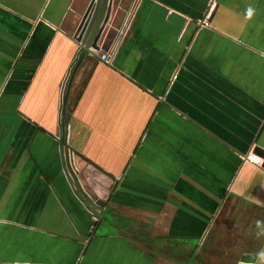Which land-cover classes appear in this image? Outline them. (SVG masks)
I'll return each mask as SVG.
<instances>
[{
  "label": "crops",
  "instance_id": "obj_1",
  "mask_svg": "<svg viewBox=\"0 0 264 264\" xmlns=\"http://www.w3.org/2000/svg\"><path fill=\"white\" fill-rule=\"evenodd\" d=\"M109 2L0 0V264H264V0Z\"/></svg>",
  "mask_w": 264,
  "mask_h": 264
},
{
  "label": "water",
  "instance_id": "obj_2",
  "mask_svg": "<svg viewBox=\"0 0 264 264\" xmlns=\"http://www.w3.org/2000/svg\"><path fill=\"white\" fill-rule=\"evenodd\" d=\"M109 1L110 0H90L86 13L82 16V21L79 27L77 28L74 37L75 41L78 43L79 47L83 50V52L89 53L91 48L96 47V43L99 38V33L102 24L105 20L107 8L110 3ZM87 20L89 21L87 22ZM85 24L87 27L85 26ZM84 31L85 34L83 37H81L80 35ZM254 152L260 156L259 158H261L264 163V149L256 147ZM255 257V255L241 256L240 259L243 262L252 263L254 262Z\"/></svg>",
  "mask_w": 264,
  "mask_h": 264
},
{
  "label": "built area",
  "instance_id": "obj_3",
  "mask_svg": "<svg viewBox=\"0 0 264 264\" xmlns=\"http://www.w3.org/2000/svg\"><path fill=\"white\" fill-rule=\"evenodd\" d=\"M90 51L97 55L99 57V59L101 60V62H104V63H108V55L106 53H103L101 52L100 48L99 47H95V48H91ZM175 78V76H173V79ZM246 162L250 163V164H253V165H256V164H260L262 163V159L253 155H247L246 156Z\"/></svg>",
  "mask_w": 264,
  "mask_h": 264
}]
</instances>
